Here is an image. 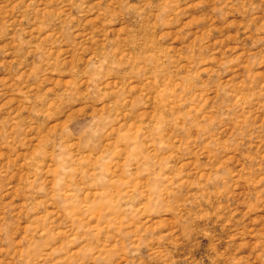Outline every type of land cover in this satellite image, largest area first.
Wrapping results in <instances>:
<instances>
[{"label": "rangeland", "instance_id": "obj_1", "mask_svg": "<svg viewBox=\"0 0 264 264\" xmlns=\"http://www.w3.org/2000/svg\"><path fill=\"white\" fill-rule=\"evenodd\" d=\"M0 264H264V0H0Z\"/></svg>", "mask_w": 264, "mask_h": 264}]
</instances>
